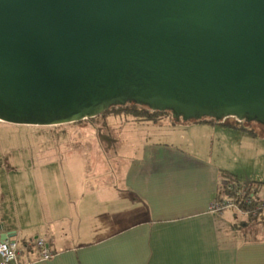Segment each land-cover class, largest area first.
Masks as SVG:
<instances>
[{
    "label": "water",
    "instance_id": "1",
    "mask_svg": "<svg viewBox=\"0 0 264 264\" xmlns=\"http://www.w3.org/2000/svg\"><path fill=\"white\" fill-rule=\"evenodd\" d=\"M130 100L263 132L264 0H0L1 122L68 124Z\"/></svg>",
    "mask_w": 264,
    "mask_h": 264
},
{
    "label": "crops",
    "instance_id": "2",
    "mask_svg": "<svg viewBox=\"0 0 264 264\" xmlns=\"http://www.w3.org/2000/svg\"><path fill=\"white\" fill-rule=\"evenodd\" d=\"M127 118L125 124L154 135L131 139L117 184L107 181L105 196L93 181L84 187L81 174L56 164L53 144L32 148L49 156L43 163L27 158L13 165L25 203L16 208L17 222L0 218V233L18 241L21 264H264V236L253 235L264 229V216L207 211L226 180L252 185L264 198V178L238 170L249 165L244 140L250 138L232 140L237 128L224 122ZM230 158L235 165L226 166ZM36 237L48 243L52 257L41 259L24 246Z\"/></svg>",
    "mask_w": 264,
    "mask_h": 264
},
{
    "label": "rangeland",
    "instance_id": "3",
    "mask_svg": "<svg viewBox=\"0 0 264 264\" xmlns=\"http://www.w3.org/2000/svg\"><path fill=\"white\" fill-rule=\"evenodd\" d=\"M120 114L108 116V121L112 124H117L122 119L121 125L109 126L114 128L113 131H109L110 134L107 133L106 127L90 126L85 121L62 124L59 127L0 123V218L3 221L12 219L17 222L16 208L21 207V203H25L26 191L25 187L13 178L20 172L13 165L23 163L27 158L43 163L49 156L47 158L43 155L44 150L32 148L45 142L53 144L52 152L55 154L53 159L56 160V164L64 165V168L72 170L73 174H81L85 181L83 182L84 187L89 186L86 184L88 179L93 181L92 184L104 188H99V191L105 196V183L113 179L117 184V175L121 173L122 160H125L123 155L129 148L128 144L131 139L144 142L145 137L151 140L154 135L142 125L139 128V125L125 124L126 118H131V116ZM231 119L239 121L236 117ZM239 122L242 124L233 127L237 130H231L235 132L232 134V140L241 135L249 137L250 142L247 143L244 140V148L247 150L244 159L248 160L249 165H243L238 170L242 175L249 174L250 176L255 173L264 178V131L262 132L261 124L256 120H249L245 127L244 120ZM221 126L226 127L227 125L221 124ZM131 127H137L139 131L135 132ZM228 137V139L231 138V136ZM60 143L66 144L67 148L59 146ZM112 143L115 148L111 145ZM230 165H235L231 158L226 160V166ZM261 186H264V182ZM253 235L263 237L264 229L260 230L258 227Z\"/></svg>",
    "mask_w": 264,
    "mask_h": 264
},
{
    "label": "built area",
    "instance_id": "4",
    "mask_svg": "<svg viewBox=\"0 0 264 264\" xmlns=\"http://www.w3.org/2000/svg\"><path fill=\"white\" fill-rule=\"evenodd\" d=\"M207 211L213 214L230 211L246 218H255L264 214V198L255 196L249 184L226 180L222 184L221 193L209 202ZM24 246L36 249L41 259H48L54 254L42 237L28 239L24 241ZM0 264H21L16 239H0Z\"/></svg>",
    "mask_w": 264,
    "mask_h": 264
},
{
    "label": "trees",
    "instance_id": "5",
    "mask_svg": "<svg viewBox=\"0 0 264 264\" xmlns=\"http://www.w3.org/2000/svg\"><path fill=\"white\" fill-rule=\"evenodd\" d=\"M110 113L109 115H116L120 113L122 114H130L132 121H152V122H156L159 121L165 117H167L172 123L174 122H178L176 121V117H174L172 115V111L170 109H164V110H152L147 104L144 103H137L133 100L130 101H126L125 103H115L109 106L108 109H106L105 111H103L102 113H100L99 115L95 116V117H91V118H87V119H83L80 121H77L76 123H80V122H87L88 125L90 126H97V125H101L103 127H106L108 129V132L110 134L111 130L113 131L114 128L112 129V127L109 126H113V127H117L118 125L122 124V119L119 120V122L117 124H112L108 121V116L107 114ZM231 118L234 117H226L223 119H216L214 117L211 116H202L200 118L194 117L192 119L183 121V120H179L180 122H199V121H207V122H211V123H219V122H224L225 125L228 126H232V127H236L239 126V124H242L241 122L237 121V120H232ZM225 119H227L225 121ZM231 120V121H230ZM246 120V119H245ZM0 123H4L1 122ZM74 123V122H73ZM261 123V122H260ZM264 124V123H263ZM61 125H56V127H59ZM110 131V132H109ZM252 188V185H250ZM222 189V186H221ZM221 192V190H220ZM260 216H264V214H261L255 218H250V219H257Z\"/></svg>",
    "mask_w": 264,
    "mask_h": 264
}]
</instances>
